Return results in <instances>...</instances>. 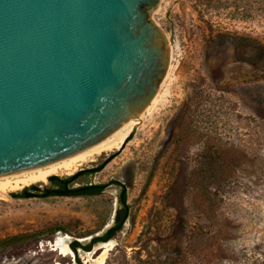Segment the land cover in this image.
<instances>
[{
    "label": "rangeland",
    "instance_id": "374dc122",
    "mask_svg": "<svg viewBox=\"0 0 264 264\" xmlns=\"http://www.w3.org/2000/svg\"><path fill=\"white\" fill-rule=\"evenodd\" d=\"M149 19L168 40L157 104L122 150L77 170L99 169L74 186L100 195L0 194V241L20 236L0 264H91L106 250L104 264H264V0H156ZM119 183L127 219L92 244L123 209Z\"/></svg>",
    "mask_w": 264,
    "mask_h": 264
},
{
    "label": "water",
    "instance_id": "95a60500",
    "mask_svg": "<svg viewBox=\"0 0 264 264\" xmlns=\"http://www.w3.org/2000/svg\"><path fill=\"white\" fill-rule=\"evenodd\" d=\"M155 2L0 0V175L141 121L169 70Z\"/></svg>",
    "mask_w": 264,
    "mask_h": 264
},
{
    "label": "bare ground",
    "instance_id": "6f19581e",
    "mask_svg": "<svg viewBox=\"0 0 264 264\" xmlns=\"http://www.w3.org/2000/svg\"><path fill=\"white\" fill-rule=\"evenodd\" d=\"M168 73V72H167ZM167 77V74L165 78ZM158 93V92H157ZM158 102V94L154 96L149 106L146 108L144 113L150 112ZM143 114H141V119ZM138 119H133L125 127L120 129L118 132L113 134L107 140H104L96 145L85 148L77 153H74L68 157L61 158L40 166H34L30 168H25L5 174L0 175V194L5 195L9 191H19L27 186L38 183H46L47 179L52 175H58L62 173L73 174L81 167L96 161L98 157L104 153L112 152L116 149H119L121 144L124 142L127 135L131 132L132 128H135L138 123ZM135 122V124H134ZM108 227V226H107ZM109 243L102 244L100 248H107ZM54 249H60L63 254H70L71 250L69 244L60 246V242L57 245L53 246ZM109 250V249H108ZM55 251V250H54ZM107 251V250H106ZM106 251L98 258L94 260L91 264H104L106 259ZM93 252L88 253L92 255Z\"/></svg>",
    "mask_w": 264,
    "mask_h": 264
},
{
    "label": "trees",
    "instance_id": "16d2710c",
    "mask_svg": "<svg viewBox=\"0 0 264 264\" xmlns=\"http://www.w3.org/2000/svg\"><path fill=\"white\" fill-rule=\"evenodd\" d=\"M113 156H111L107 162H110ZM99 169H83L75 172L72 175L61 177L58 175H52L48 178V185H38L32 184L23 188L20 192L11 193V196L14 198L28 199V198H48L55 196H65V197H87L100 195L105 188V185L99 184H90L83 186H74V183L83 175L92 174L97 172ZM119 186L122 185L119 183ZM120 204L123 206V209L119 210L115 215V225L111 227L104 237H97L92 240V244L97 243L98 241H107L112 238L121 228L123 223L127 219L128 204L126 198V190L122 187L120 193ZM20 236L9 237L8 239L0 241V245L6 243L7 241H15L19 239ZM80 246L78 241H75L72 244L73 249L75 250ZM90 247V246H89Z\"/></svg>",
    "mask_w": 264,
    "mask_h": 264
}]
</instances>
